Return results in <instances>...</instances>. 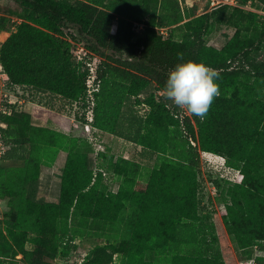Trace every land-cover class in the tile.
<instances>
[{
    "label": "rangeland",
    "instance_id": "obj_1",
    "mask_svg": "<svg viewBox=\"0 0 264 264\" xmlns=\"http://www.w3.org/2000/svg\"><path fill=\"white\" fill-rule=\"evenodd\" d=\"M24 1L0 0V91L22 98L0 112V264H254L264 255V240L241 243L227 224L229 206L239 213L255 192L242 158L264 193V76L255 73L264 0H69L81 14L57 20H37ZM140 7L155 10L163 38L221 60V95L203 121L131 66L144 24H133L131 56L97 42ZM83 86L85 99L75 93ZM11 146L26 157H4ZM187 220L196 245L178 238Z\"/></svg>",
    "mask_w": 264,
    "mask_h": 264
},
{
    "label": "trees",
    "instance_id": "obj_2",
    "mask_svg": "<svg viewBox=\"0 0 264 264\" xmlns=\"http://www.w3.org/2000/svg\"><path fill=\"white\" fill-rule=\"evenodd\" d=\"M91 1L94 3L99 2V0ZM247 1L248 0H237L239 4H244ZM24 2L30 7V15L37 20H41L45 17L49 20L63 18L74 19L75 15L79 16L82 12L79 6L75 8L69 0H25ZM155 14V10H148L144 7H140L127 13L126 17H116L118 24L115 30L105 37L98 36L97 42L102 47H106L115 52H125L128 56H131L134 54V46L136 44L132 41L134 35V31L132 30L133 24L135 22L143 23L145 27L144 37L138 40L139 46H142L139 54L140 59L130 62V64L134 66L133 68L136 70L152 75L156 83L162 89L165 88L169 72L174 69L178 63H184L188 60L197 63L203 62L207 66L216 68L220 72L219 68H221L222 65L220 59L217 60L216 57H205L202 55L200 49L197 48L198 46H191L188 44L190 46L183 47L179 43L163 38L156 28L158 26L164 27L165 25L163 22H157ZM78 16L77 18H79ZM107 24H111V19H108ZM192 36L191 34H187L186 40L191 39ZM178 53L183 54L182 59L178 58ZM0 60L4 62L5 57H0ZM255 73L258 76H264V62L256 65ZM75 93L85 99L87 94L86 87L83 86L78 91H75ZM95 94L99 93L95 92ZM202 146V148L206 150L218 151L216 146L207 141H203ZM3 156L19 159H24L26 157L24 151L18 146L9 147ZM187 156L191 163H195L198 158L197 147L191 146ZM242 160L245 162L240 172H242L243 176L247 177V185L255 189L252 197L246 202L247 206L252 205V207L246 208V205L236 203L240 205L241 211L233 214L229 206L227 224L231 233H233L241 243L244 239H247L248 242L261 241L264 240V193L261 192L259 181L256 179L257 174L255 172L252 173V167H249V160L245 157L242 158ZM69 194H71L69 190L63 186L60 194L61 200L68 198ZM6 223L8 222L6 221ZM178 238L182 243L198 244L199 233L194 222L187 220L182 223L179 228ZM258 244L259 249H264V243ZM254 261V264H264V255H257ZM121 263L123 264V259H121Z\"/></svg>",
    "mask_w": 264,
    "mask_h": 264
},
{
    "label": "clouds",
    "instance_id": "obj_3",
    "mask_svg": "<svg viewBox=\"0 0 264 264\" xmlns=\"http://www.w3.org/2000/svg\"><path fill=\"white\" fill-rule=\"evenodd\" d=\"M177 56L182 59L183 54ZM220 75L217 69L203 62L188 60L178 63L168 74L164 95L174 105L203 121L215 98L221 95L216 83Z\"/></svg>",
    "mask_w": 264,
    "mask_h": 264
},
{
    "label": "built area",
    "instance_id": "obj_4",
    "mask_svg": "<svg viewBox=\"0 0 264 264\" xmlns=\"http://www.w3.org/2000/svg\"><path fill=\"white\" fill-rule=\"evenodd\" d=\"M143 25V23L135 22L134 26H140ZM8 93H1L0 91V112L3 114H9L11 110L18 104L21 103L22 98H18V94L14 92L13 90H8ZM0 126H3L2 121H0ZM4 148V146H1ZM5 149H3L4 151Z\"/></svg>",
    "mask_w": 264,
    "mask_h": 264
},
{
    "label": "crops",
    "instance_id": "obj_5",
    "mask_svg": "<svg viewBox=\"0 0 264 264\" xmlns=\"http://www.w3.org/2000/svg\"><path fill=\"white\" fill-rule=\"evenodd\" d=\"M47 168H52V167L47 166Z\"/></svg>",
    "mask_w": 264,
    "mask_h": 264
}]
</instances>
